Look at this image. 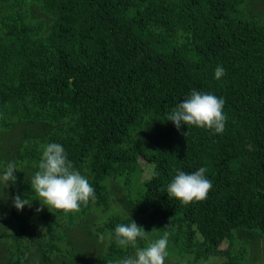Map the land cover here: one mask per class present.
<instances>
[{
  "label": "trees",
  "instance_id": "obj_1",
  "mask_svg": "<svg viewBox=\"0 0 264 264\" xmlns=\"http://www.w3.org/2000/svg\"><path fill=\"white\" fill-rule=\"evenodd\" d=\"M217 66L226 70L219 80ZM192 90L225 101L222 134L165 120ZM50 143L95 189L79 212L49 209L31 188ZM9 162L17 180L0 183L4 264L70 255L116 264L135 249L116 244L115 227L132 221L146 235L169 233L179 262L190 256L183 264H264V8L251 0H0V175ZM143 163L149 175L140 179ZM200 167L212 182L207 199L169 198L177 171ZM118 176L126 185L136 177L139 194L116 195ZM16 195L31 207L17 210ZM93 218L102 233L90 231ZM76 231L88 237L77 241ZM101 237V250L82 253Z\"/></svg>",
  "mask_w": 264,
  "mask_h": 264
},
{
  "label": "clouds",
  "instance_id": "obj_2",
  "mask_svg": "<svg viewBox=\"0 0 264 264\" xmlns=\"http://www.w3.org/2000/svg\"><path fill=\"white\" fill-rule=\"evenodd\" d=\"M225 72L222 66H217L214 72L215 79L219 80ZM224 104L222 98L211 93L192 90L165 120L172 121L177 129L181 125H187L222 134L227 119L223 111ZM38 167L39 170L31 177L30 184L42 205L49 209L62 210L67 214L79 212L82 204L87 206L90 200H95V189L85 176L73 169L62 145L58 143L45 145ZM15 170V163L9 162L0 175V183L6 185V188L9 181L13 184L16 182ZM206 171L205 167H200L191 174L178 170L174 179L167 185L166 192L169 198H176L183 205L206 200L212 188V182L205 176ZM31 201L29 198L22 199L20 195H16L13 198V205L17 210H22L25 205L31 207ZM41 210L42 208L36 209L37 212ZM114 231L118 246H130L136 250L134 255L118 260L116 264H165L169 233L165 232L162 238L140 248L137 246L138 239L147 240V231L135 221L130 224H119Z\"/></svg>",
  "mask_w": 264,
  "mask_h": 264
},
{
  "label": "rangeland",
  "instance_id": "obj_3",
  "mask_svg": "<svg viewBox=\"0 0 264 264\" xmlns=\"http://www.w3.org/2000/svg\"><path fill=\"white\" fill-rule=\"evenodd\" d=\"M251 2H252V5L256 6L258 9H261L262 7L264 8V0H251ZM143 165H144L143 166V174L141 175L140 179L145 178L147 175H149V170L146 169V163H143ZM116 180L118 181L119 185L123 186V188H121V190H120V187L115 185L114 190L116 192V195H120V191H121V193L123 192L122 195L126 193L131 197H135L136 196V193H135L136 187H138V188L141 187V182L138 181L136 177L131 178V182L129 185H126L125 183L120 182V176H118L116 178ZM105 182L107 184V179H105ZM108 189H109V186H108ZM139 192H140V188H139V191L137 192V195L139 194ZM109 194H110V191H109ZM112 194H114V193L112 192ZM90 231L92 233H102V230L100 229V222L98 220H95L93 218V220L90 224ZM150 232H151V235L152 234H154V235L153 236L146 235L147 240H143L142 246H140V248L146 247L149 243L155 242L156 240L161 238V235L159 236V233L156 230H150ZM75 233L77 236V241H80L82 238L86 239L88 237L86 231L83 233V235H81V233L79 231H76ZM88 239H90L92 241L93 239H98V237L93 236V234H90V237ZM98 243L100 245L103 244L101 238L96 243H92V244L88 243V244L84 245L82 248V253L85 254L86 252H90V251L93 253L94 251L101 250L100 249L101 247L98 248V246H97ZM95 246H97V247H95ZM174 250H175V247L171 244V239H169L168 240V246H167L168 255L166 257L165 264H183L186 262V259H188L190 257V256H186L181 260V262H179V260H178L179 257L175 253H173ZM135 251L132 253V255H134ZM4 254H5V251L0 246V264H4L3 259H2ZM259 254H263V256H264V248L259 251ZM209 260H212L213 262L216 261L217 264L219 263L218 257H210ZM254 263H255V261H250V264H254ZM29 264H43V263L41 262V260L37 256H34L30 260ZM45 264H82V263L78 258H76L73 255H70V257H67V256L52 257L51 262L45 263Z\"/></svg>",
  "mask_w": 264,
  "mask_h": 264
}]
</instances>
